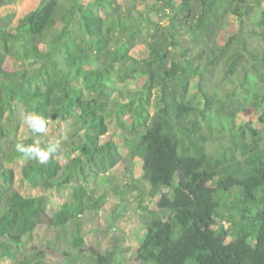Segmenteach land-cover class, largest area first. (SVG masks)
Returning <instances> with one entry per match:
<instances>
[{"label":"trees","instance_id":"trees-1","mask_svg":"<svg viewBox=\"0 0 264 264\" xmlns=\"http://www.w3.org/2000/svg\"><path fill=\"white\" fill-rule=\"evenodd\" d=\"M262 1L0 0V264H112L82 254V217L126 155L145 184L135 264H264Z\"/></svg>","mask_w":264,"mask_h":264},{"label":"rangeland","instance_id":"rangeland-1","mask_svg":"<svg viewBox=\"0 0 264 264\" xmlns=\"http://www.w3.org/2000/svg\"><path fill=\"white\" fill-rule=\"evenodd\" d=\"M39 3V0H12V5L16 7L18 15L27 12L34 8ZM264 7V1H262ZM256 8L252 10L255 12ZM235 30V27H230L228 32ZM229 33H226L228 35ZM9 68H15L13 64H8ZM56 125V123H54ZM107 129L103 138H119L122 133L116 129L113 123L107 122ZM57 126V125H56ZM54 128L52 125L49 128ZM58 127V126H57ZM61 129V128H58ZM50 132V130H49ZM51 133V132H50ZM132 160L128 155L123 156L121 164L107 172H101L95 180L94 186L99 192L100 200L103 201V206L99 209L97 215L91 221L87 215L82 217V225L85 231L84 234V251L82 254H87L88 250L105 251L107 248L115 249V259L112 264H135L134 258L136 255V238L142 236L140 232V213H146L142 209L136 210V200L138 198V188L140 185L145 186L140 176L137 173V165L132 164V172L127 173L123 166L131 165ZM10 166V164H8ZM18 171H15L14 187L21 194H26L31 190L28 184L21 182L17 177ZM54 196L61 200L60 194L54 193ZM147 200V199H146ZM143 204L148 209L154 208V202L148 200ZM154 201V200H153ZM57 207H49L48 215L53 216ZM227 226V224H225ZM54 233L53 228L47 223H41L36 228V240H48ZM229 240V238H227ZM70 253L76 255L74 247L63 246ZM85 257V256H84ZM47 264H90L84 258L78 257L75 260H67L59 251L52 253L46 260ZM9 264V263H8Z\"/></svg>","mask_w":264,"mask_h":264}]
</instances>
